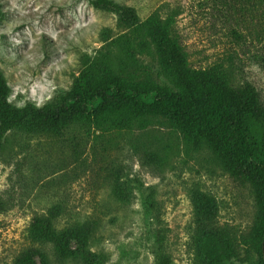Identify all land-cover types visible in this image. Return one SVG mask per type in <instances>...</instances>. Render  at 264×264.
Instances as JSON below:
<instances>
[{
	"label": "trees",
	"instance_id": "obj_1",
	"mask_svg": "<svg viewBox=\"0 0 264 264\" xmlns=\"http://www.w3.org/2000/svg\"><path fill=\"white\" fill-rule=\"evenodd\" d=\"M256 1L264 8V0ZM90 3L113 13L114 27L101 29L100 46L79 56V71L51 101L11 103L0 69V148L8 134L47 138L77 157L94 149L91 142H100L99 170L107 172L116 200L127 205L132 189L120 182L121 167L107 160L108 151L121 149L117 138L125 135L139 166L161 173L169 146L147 141L140 132L164 125L179 136L185 155L208 161L251 200V219L239 229L221 222L218 198L192 183L191 264H264V102L255 86L238 81L222 64L192 67L174 31L175 14L154 12L141 19L133 6L116 0ZM3 18L0 8V22ZM138 191L152 237L153 264H174L156 186L140 183ZM8 205L0 196V211ZM65 211L56 201L35 213L10 264H105L109 255L95 248L100 218H70Z\"/></svg>",
	"mask_w": 264,
	"mask_h": 264
},
{
	"label": "rangeland",
	"instance_id": "obj_2",
	"mask_svg": "<svg viewBox=\"0 0 264 264\" xmlns=\"http://www.w3.org/2000/svg\"><path fill=\"white\" fill-rule=\"evenodd\" d=\"M116 1L133 6L141 19L154 12L175 14L174 31L192 67L227 66L238 81L251 82L264 102V8L256 0ZM0 8V69L9 100L17 106L27 101L43 105L67 89L80 69L79 56L98 48L101 29L115 23L113 13L95 8L90 0H0ZM140 133L169 146V160L161 173H151L139 166L126 136H118L121 149L108 151L107 160L121 167L119 180L132 189L127 205L116 200L107 172L99 170L100 142H91L94 149L76 157L61 142L8 134L0 148V196L9 201L0 211V264H10L21 248L30 218L56 201L65 206V217L100 218L95 248L109 255L105 264H153L140 183L156 186L174 264H191L192 183L218 198L221 222L246 226L252 216L246 190L200 156L185 155L181 139L166 126L151 125Z\"/></svg>",
	"mask_w": 264,
	"mask_h": 264
}]
</instances>
